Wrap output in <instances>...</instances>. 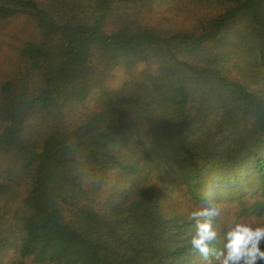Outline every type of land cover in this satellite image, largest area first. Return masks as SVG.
Masks as SVG:
<instances>
[{
    "label": "trees",
    "instance_id": "obj_1",
    "mask_svg": "<svg viewBox=\"0 0 264 264\" xmlns=\"http://www.w3.org/2000/svg\"><path fill=\"white\" fill-rule=\"evenodd\" d=\"M57 1L0 0L37 32L0 79V211L20 196L0 264H203L207 178L238 219L264 214V0H188L206 11L171 27L146 17L162 0Z\"/></svg>",
    "mask_w": 264,
    "mask_h": 264
},
{
    "label": "rangeland",
    "instance_id": "obj_2",
    "mask_svg": "<svg viewBox=\"0 0 264 264\" xmlns=\"http://www.w3.org/2000/svg\"><path fill=\"white\" fill-rule=\"evenodd\" d=\"M48 1V0H40ZM55 4H62V0H58ZM206 6H200L198 4L190 3L188 0H162L157 1L152 10L146 12V17L149 20V24H154L160 27H171L179 26L183 24H190L195 22V18L200 12H205ZM209 11V10H208ZM35 25L31 18L26 15H19L9 19L0 20V79L10 77L17 71L19 63V49L20 47L29 39L36 36ZM141 67L138 69L140 70ZM129 78V75L125 74L123 70L116 69L112 72L108 78L107 84L109 87H118L125 79ZM94 108L93 101L89 100L83 106L78 108V110L71 116H69V122H75L81 113L90 112ZM107 184L117 188L120 183H114V175L108 174ZM127 185L123 183L121 186ZM18 193L21 194L22 188L16 189ZM11 201H9L10 208L7 209L8 213H3L0 211V233L10 235L11 232L6 231L10 228L12 221L15 219V214L13 210L20 205L19 194L12 196ZM237 202H230L228 204H221L222 215L216 221V226L223 224L226 226L229 222L238 219L239 206ZM3 204V200L1 201ZM180 206V205H179ZM186 208V207H185ZM241 219L252 222H264V214L261 216H254L251 214L241 215ZM264 248V244H263ZM8 256L13 255V250L8 249ZM2 261L6 264L7 257L3 258ZM8 262V261H7Z\"/></svg>",
    "mask_w": 264,
    "mask_h": 264
},
{
    "label": "clouds",
    "instance_id": "obj_3",
    "mask_svg": "<svg viewBox=\"0 0 264 264\" xmlns=\"http://www.w3.org/2000/svg\"><path fill=\"white\" fill-rule=\"evenodd\" d=\"M219 187V177L207 178L198 206L189 214L195 225L192 248L203 264H264V222L234 219L226 225L222 247L210 246L219 235L215 223L222 215L216 198Z\"/></svg>",
    "mask_w": 264,
    "mask_h": 264
}]
</instances>
